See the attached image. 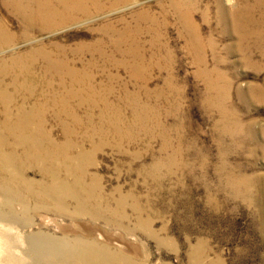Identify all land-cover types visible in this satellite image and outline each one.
I'll list each match as a JSON object with an SVG mask.
<instances>
[{"label":"rangeland","instance_id":"1","mask_svg":"<svg viewBox=\"0 0 264 264\" xmlns=\"http://www.w3.org/2000/svg\"><path fill=\"white\" fill-rule=\"evenodd\" d=\"M247 3L261 29L264 0H94L49 31L26 35L0 0L12 38L0 50V64L36 48L78 69L93 64L99 94L111 92L105 100L123 115L124 135L138 133L140 144L127 137L123 153L100 134L89 142L74 125L67 135L56 109L46 112L48 130L75 174L68 180L82 179L74 170L87 166L85 187L96 186L103 209L126 199L122 227L104 217L77 218L133 264H264V44L250 37L242 46L244 32L232 26L235 9ZM10 75H3L6 84ZM98 98L95 121L101 123L106 106ZM60 219L70 225L72 218Z\"/></svg>","mask_w":264,"mask_h":264},{"label":"bare ground","instance_id":"2","mask_svg":"<svg viewBox=\"0 0 264 264\" xmlns=\"http://www.w3.org/2000/svg\"><path fill=\"white\" fill-rule=\"evenodd\" d=\"M92 2L94 0H3L10 12L21 19L26 35L31 32L30 29L41 33L49 31L64 14ZM250 6L247 3L235 9L232 26L244 32L242 46L250 37H255L259 45H263L264 26L255 29L261 23L254 17V5L253 8ZM185 23L194 25L190 15L185 17ZM9 38L8 26L0 18V50L11 44ZM196 42L201 43L198 33ZM38 58L43 61L38 62ZM9 61L0 64V264H133L131 258L128 259L121 250L109 244L111 240L101 241L94 226L86 227L77 218L89 217L94 221L104 217L106 223L122 227V221L128 218L125 209H121L126 199L123 195L115 198L116 208H111L113 199H109L108 207L110 205L111 209H103V196L96 195V186L93 189L85 187L87 166L74 170L76 173L81 171L82 179L75 182L68 180L71 173L75 174L69 170L65 147L54 140L55 137L52 138L46 122V112L56 109L67 135H71V125H74L72 129L79 130L77 133L89 142L96 143L94 138L100 134L105 142L114 140L124 153L123 143L130 136L126 137L127 132L124 135L119 126L121 122H118L124 121L120 110L105 100L111 92L104 93V97L99 94L96 79L89 69L93 64L89 68L78 69L54 59L43 48L26 51ZM39 68L41 70H37ZM11 72L12 82L6 84L4 76ZM8 88L13 91H8ZM19 97L23 98L22 104L18 103ZM98 97L104 98L106 106L105 113L100 117L101 123L95 121ZM86 100L89 108L82 116L79 109L86 104ZM113 110L117 115L111 116L108 124L104 123ZM144 123L148 124L149 119L145 118ZM135 140L138 142V133L130 137V144L136 145ZM72 151L75 149L69 152ZM31 172H36L39 178L31 177ZM71 205L74 210H70ZM66 217L72 218L70 225L59 224L62 221L60 218ZM51 225L56 226L59 233H53Z\"/></svg>","mask_w":264,"mask_h":264}]
</instances>
